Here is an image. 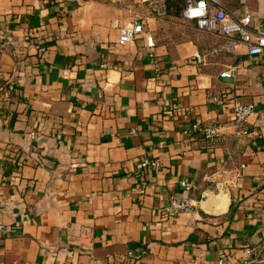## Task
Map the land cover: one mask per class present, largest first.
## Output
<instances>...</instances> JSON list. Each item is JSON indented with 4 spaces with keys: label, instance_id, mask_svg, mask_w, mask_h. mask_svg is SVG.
<instances>
[{
    "label": "crops",
    "instance_id": "0c3cea01",
    "mask_svg": "<svg viewBox=\"0 0 264 264\" xmlns=\"http://www.w3.org/2000/svg\"><path fill=\"white\" fill-rule=\"evenodd\" d=\"M224 3L264 22V0ZM135 13L153 47L119 42ZM224 41L131 0H0V264H258L243 247L264 242V52ZM232 98L254 104L248 133ZM195 123L222 133H183ZM178 192L193 212L165 221Z\"/></svg>",
    "mask_w": 264,
    "mask_h": 264
},
{
    "label": "built area",
    "instance_id": "2783aa9c",
    "mask_svg": "<svg viewBox=\"0 0 264 264\" xmlns=\"http://www.w3.org/2000/svg\"><path fill=\"white\" fill-rule=\"evenodd\" d=\"M132 4L146 3L150 12L156 17H165L167 12L166 0H131ZM131 21H123L119 27V42L123 43L132 39L136 33H142L145 44L153 47L155 41L153 35L144 29L143 19L136 16ZM179 17L182 20H191L196 27L202 31L223 36L225 41L222 45L225 49H232L238 42L246 44L249 55L261 54L264 52V22L257 24L253 21L248 11L235 12L229 9L224 0H184L183 6L179 10ZM154 54V52H150ZM206 52H197L191 60L197 63H204ZM1 70V67H0ZM235 67H230L220 72L221 76H234ZM209 99L219 104H226L225 96L222 94L210 95ZM231 120L238 127L237 132L248 133L245 123L249 115L255 111L252 102H243L232 98L230 100ZM200 129L204 137L208 140H215L222 133L218 124H192L183 129L184 134H189L192 130ZM142 168H155L160 164L157 157L142 156L139 160ZM179 185L187 192L194 188V184L182 178ZM142 186V184H141ZM140 190L142 191V187ZM94 192H91L93 195ZM194 202L189 193H172L168 200L161 206L160 215L165 221L176 218L180 213H192ZM3 224L0 223V229ZM243 250L252 256V260L258 264H264V242L244 245ZM241 259L231 257L229 254H221L215 264H241Z\"/></svg>",
    "mask_w": 264,
    "mask_h": 264
},
{
    "label": "water",
    "instance_id": "95a60500",
    "mask_svg": "<svg viewBox=\"0 0 264 264\" xmlns=\"http://www.w3.org/2000/svg\"><path fill=\"white\" fill-rule=\"evenodd\" d=\"M215 198V195L212 193H204L201 196V201L205 204V208L208 211H213L215 209V202L213 201V199ZM136 244H132L131 247H135Z\"/></svg>",
    "mask_w": 264,
    "mask_h": 264
},
{
    "label": "trees",
    "instance_id": "16d2710c",
    "mask_svg": "<svg viewBox=\"0 0 264 264\" xmlns=\"http://www.w3.org/2000/svg\"><path fill=\"white\" fill-rule=\"evenodd\" d=\"M166 2L167 12L171 14H177L184 4V0H166Z\"/></svg>",
    "mask_w": 264,
    "mask_h": 264
}]
</instances>
